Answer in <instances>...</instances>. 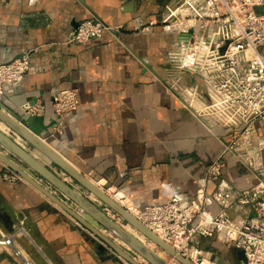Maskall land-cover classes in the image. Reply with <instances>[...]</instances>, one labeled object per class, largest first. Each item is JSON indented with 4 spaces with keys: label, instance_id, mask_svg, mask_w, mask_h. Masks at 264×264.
I'll return each instance as SVG.
<instances>
[{
    "label": "crops",
    "instance_id": "0c3cea01",
    "mask_svg": "<svg viewBox=\"0 0 264 264\" xmlns=\"http://www.w3.org/2000/svg\"><path fill=\"white\" fill-rule=\"evenodd\" d=\"M174 3L175 0H0V64L25 53L30 57L24 81L5 85L0 103L19 114L24 107L44 105L45 123H55L46 142L94 185L140 207L163 204L174 193L195 196L198 180L205 177L224 144L231 141L228 130L207 129L169 90L167 82L176 71L166 55L176 38L164 34L159 25L151 33L133 29L138 18L145 24L160 23ZM91 19L122 30L85 45L67 44L77 26ZM185 82L200 84L191 78ZM64 89L77 93L80 107L59 121L51 98ZM258 137H264V121L255 124L253 149L258 148ZM20 145L29 150L26 143ZM30 153L118 222L105 205L48 159L34 151ZM223 163L222 178L208 184L210 195L222 188L243 192L257 185V179L242 167L235 154L225 155ZM5 167L0 163V241L9 238L12 244L1 247L0 264H125L36 189L26 183H7L3 178ZM40 180L68 207L78 211L47 181ZM211 210L220 212L215 205ZM225 213L240 220L251 215V207L234 206ZM125 229L133 231L129 226ZM99 232L119 247H126L109 231ZM132 234L164 256L143 236ZM223 247L217 242L213 248ZM138 262L146 261L139 257Z\"/></svg>",
    "mask_w": 264,
    "mask_h": 264
},
{
    "label": "built area",
    "instance_id": "2783aa9c",
    "mask_svg": "<svg viewBox=\"0 0 264 264\" xmlns=\"http://www.w3.org/2000/svg\"><path fill=\"white\" fill-rule=\"evenodd\" d=\"M158 25L164 34L176 38L166 55L176 71L167 82L172 95L207 129L228 130L231 141L198 180L195 196L174 193L165 203L146 207L133 203L137 219L192 264H202L205 258L219 264L222 258L213 260L214 254L204 248V244L213 248L217 242L244 253L245 261L234 264H264V137L257 138L258 148L253 149L255 124L264 121V0H175L160 23L145 24L138 18L133 29L151 33ZM121 30L86 20L67 44L85 45ZM29 70L26 53L0 65V96L5 85L22 83ZM186 78L198 79L200 84L186 83ZM51 105L55 118L62 121L79 109L80 102L75 91L64 89L53 94ZM23 112L44 116L45 106H27ZM228 153L235 154L258 183L247 191L222 188L210 195L208 184L222 178ZM3 178L21 179L8 167ZM214 205L219 213L212 212ZM239 205L250 206L251 215L240 220L226 215V210ZM11 244V239L4 238L0 250Z\"/></svg>",
    "mask_w": 264,
    "mask_h": 264
},
{
    "label": "water",
    "instance_id": "95a60500",
    "mask_svg": "<svg viewBox=\"0 0 264 264\" xmlns=\"http://www.w3.org/2000/svg\"><path fill=\"white\" fill-rule=\"evenodd\" d=\"M45 122L46 119L44 116L34 117L26 115L24 112L19 114L0 103V123L8 130L5 133L0 129V163L19 174L43 196L84 227V229L100 239L122 260L130 264H140L136 259V257L140 256L149 264H168L165 259L158 256V254L152 251L145 243H142L136 236L128 232L124 225H120L118 222L108 218L92 203L74 191L72 186L63 182L57 174L44 166L37 157H35V154L30 152L34 151L48 159L50 163L60 169L63 174L70 177L72 181L91 194L96 200L100 201L107 209L113 211L123 222L127 223L128 226L144 236L147 243L151 242L159 247L170 259L175 260L178 264H192L190 261L177 254L170 245L149 230L125 208L108 197L102 190L96 187L56 152L45 139L49 135L48 131L55 123L46 124ZM23 143L28 145V151L20 145ZM37 175L42 180L47 181L62 194L65 199L71 201L78 208V211L68 207L59 196L53 194L41 183L36 181L38 178ZM101 229L109 231L126 247L121 248L113 241L106 238L99 232ZM236 256L238 260L245 261L242 251L236 252Z\"/></svg>",
    "mask_w": 264,
    "mask_h": 264
},
{
    "label": "rangeland",
    "instance_id": "374dc122",
    "mask_svg": "<svg viewBox=\"0 0 264 264\" xmlns=\"http://www.w3.org/2000/svg\"><path fill=\"white\" fill-rule=\"evenodd\" d=\"M16 173V172H15ZM17 174V173H16ZM21 179L19 180V181H13V182H8V181H6L7 183H9V184H11V185H15V184H18L19 182H21V183H26L27 185H29L30 187H32V188H34L32 185H30L27 181H25L19 174H17ZM37 177H39L38 175H37ZM36 181H40L39 183H42L41 182V180H40V178H37V180ZM44 181V180H43ZM35 189V188H34ZM104 191V190H103ZM39 192V191H38ZM106 194L107 193H109V192H106V191H104ZM40 193V192H39ZM62 195V194H61ZM109 195V194H108ZM110 197H112L113 198V194L111 195V193H110V195H109ZM45 197V196H44ZM63 197V196H62ZM46 198V197H45ZM47 199V198H46ZM49 200V199H48ZM50 201V200H49ZM51 202V201H50ZM116 202H118V201H116ZM55 205V204H54ZM55 206H57V205H55ZM122 206V205H121ZM58 207V206H57ZM123 207V206H122ZM111 213L113 214L112 216L114 217V218H116L117 219V221L120 223V225H124V226H126V227H128V224L127 223H125V222H123L113 211H111ZM134 231V230H133ZM131 231L132 233H134V234H136L137 232L136 231ZM139 236H140V234L139 233H137ZM142 236V235H141ZM148 244V243H147ZM148 246V245H147ZM155 246V245H154ZM105 247V246H104ZM149 247V246H148ZM150 248V247H149ZM204 248H205V251L207 250L208 252H212L213 254H214V256H213V260L215 259V258H222V259H220L221 261H219L220 263L219 264H234L235 263V261H236V259H234V260H232V257H234V256H236V252L235 251H233V250H229V249H227V248H225V247H223V249L221 248V249H213V248H211V247H209L208 245H206V244H204ZM105 249H106V251L109 253V254H111V255H115L117 258H120L115 252H113L109 247H105ZM108 249V250H107ZM151 249V248H150ZM139 257L140 256H138V257H136V259H137V261L139 260ZM121 259V258H120ZM164 259L168 262V264H178L176 261H174V260H172V259H170L166 254L164 255ZM125 264H130V263H128L127 261H124V260H122ZM234 262V263H233ZM140 264H149L148 262H140Z\"/></svg>",
    "mask_w": 264,
    "mask_h": 264
},
{
    "label": "bare ground",
    "instance_id": "6f19581e",
    "mask_svg": "<svg viewBox=\"0 0 264 264\" xmlns=\"http://www.w3.org/2000/svg\"><path fill=\"white\" fill-rule=\"evenodd\" d=\"M0 129L2 130V131H4L5 133L8 131L7 129H6V127L4 126V125H2L1 123H0ZM21 141V140H20ZM93 183V182H92ZM94 184V183H93ZM96 186V185H95ZM97 187V186H96ZM99 188V187H98ZM100 190H102L101 188H99ZM103 191V190H102ZM104 192V191H103ZM105 193V192H104ZM106 194V193H105ZM110 195V193H107L106 195L108 196V197H110L109 195ZM114 197V199L112 198V197H110L112 200H116V201H118V202H116L117 204H119L120 206L122 205L123 206V208H125L129 213H131L134 217H138L139 216V214H138V211H137V209H136V207L133 205V203L131 204V203H129V202H126V201H124L123 199H122V196L120 195V194H117V195H114L113 196ZM121 206V207H122ZM130 227V226H129ZM131 228V227H130ZM132 229V228H131ZM132 230H134V229H132ZM128 231V230H127ZM135 231V230H134ZM128 232H130V231H128ZM137 232V231H136ZM131 233V232H130ZM138 233V232H137ZM140 234V233H139ZM141 235V234H140ZM144 237V236H143ZM137 238V237H136ZM145 238V237H144ZM161 239H162V237H160ZM138 239V238H137ZM163 240V239H162ZM140 241V240H139ZM1 242V241H0ZM151 243V242H150ZM154 243H151V244H149V245H153ZM155 245V244H154ZM156 246V245H155ZM157 247V246H156ZM158 249H160L159 247H157ZM152 250V249H151ZM161 250V249H160ZM153 251V250H152ZM162 251V250H161ZM155 252V251H154ZM163 252V251H162ZM156 253V252H155ZM164 253V252H163ZM158 254V253H157ZM164 255H165V253H164ZM158 256H160L161 258H163L164 259V256H162V255H159L158 254ZM142 258V257H141ZM143 259V258H142ZM175 261V260H174ZM147 262V261H146ZM202 264H211L207 259H204V261H203V263Z\"/></svg>",
    "mask_w": 264,
    "mask_h": 264
}]
</instances>
